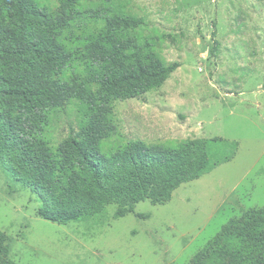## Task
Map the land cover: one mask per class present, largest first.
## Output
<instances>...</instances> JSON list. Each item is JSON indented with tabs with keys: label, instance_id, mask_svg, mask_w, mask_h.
Returning a JSON list of instances; mask_svg holds the SVG:
<instances>
[{
	"label": "trees",
	"instance_id": "16d2710c",
	"mask_svg": "<svg viewBox=\"0 0 264 264\" xmlns=\"http://www.w3.org/2000/svg\"><path fill=\"white\" fill-rule=\"evenodd\" d=\"M46 2L0 0V162L41 200L40 217L65 225L114 204L121 218L144 200L167 203L234 157L238 142L221 138L114 141V102L161 88L179 64L161 57L141 18L110 0H57L55 10ZM69 105L77 128L55 144L48 127ZM0 264H17L2 231ZM191 264H264V207L229 220Z\"/></svg>",
	"mask_w": 264,
	"mask_h": 264
},
{
	"label": "rangeland",
	"instance_id": "374dc122",
	"mask_svg": "<svg viewBox=\"0 0 264 264\" xmlns=\"http://www.w3.org/2000/svg\"><path fill=\"white\" fill-rule=\"evenodd\" d=\"M46 3L57 8V0ZM110 3L141 18L142 34L156 41L166 62L179 64L161 88L114 102V141L221 138L238 142L237 151L163 205L144 200L118 218L111 204L65 225L40 217L41 200L0 162V231L17 264H191L229 220L264 207V0ZM87 16L90 26L103 15ZM77 120L74 105L57 113L51 141L64 139Z\"/></svg>",
	"mask_w": 264,
	"mask_h": 264
}]
</instances>
